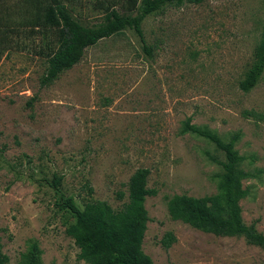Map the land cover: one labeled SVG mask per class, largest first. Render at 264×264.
I'll use <instances>...</instances> for the list:
<instances>
[{"label":"rangeland","instance_id":"1","mask_svg":"<svg viewBox=\"0 0 264 264\" xmlns=\"http://www.w3.org/2000/svg\"><path fill=\"white\" fill-rule=\"evenodd\" d=\"M14 2L18 0H8ZM87 25L104 21L97 0H66ZM136 10L133 12L135 13ZM138 33L88 46L54 83L40 35H15L0 58V237L7 264H89L52 181L84 208L128 201L127 182L150 168L143 252L151 264H264V248L243 235L217 234L171 217L175 195L218 193L225 153L182 132L187 118L218 132L242 156L243 220L264 234V75L249 92L240 82L257 60L264 0H203L168 5ZM32 102V104L30 103ZM171 232L170 247L162 243ZM34 245L36 249H34Z\"/></svg>","mask_w":264,"mask_h":264},{"label":"trees","instance_id":"2","mask_svg":"<svg viewBox=\"0 0 264 264\" xmlns=\"http://www.w3.org/2000/svg\"><path fill=\"white\" fill-rule=\"evenodd\" d=\"M201 1L97 0L94 7L102 9L104 21L92 26L75 16L66 0H0V58L3 50L13 42L14 34L27 38L40 35L37 53L48 63L41 77V85L45 87L78 63L88 46H95L104 39L126 37L127 29L133 28L138 33L142 49L151 54L152 45L147 43L142 26L144 19L168 5L181 6L186 2ZM256 56L257 60L240 82L241 89L246 92L251 91L264 75V31ZM182 128V132H192L212 140L224 151L225 159L221 161L223 170L218 181V193L203 197L184 193L175 195L169 203L171 217L204 231L243 235L249 243L264 248V234L243 220L240 199L246 190L242 188L241 180L248 173L240 167L242 156L235 149L234 140L226 141L216 131L197 127L190 123V118L185 120ZM150 171L147 166L138 167L128 179V201L119 209L101 200L88 201L81 208L71 195L65 196L60 191L61 177L52 181L64 207H69L77 216V222L69 227L68 233L74 235L81 247L80 256L89 264H151L150 257L142 250L150 219L145 198L154 192L147 185ZM174 239L169 232L162 243L170 247ZM1 248L0 237V264H7Z\"/></svg>","mask_w":264,"mask_h":264}]
</instances>
